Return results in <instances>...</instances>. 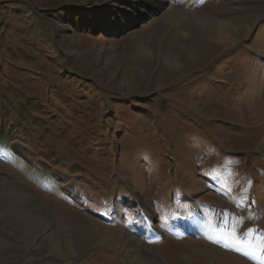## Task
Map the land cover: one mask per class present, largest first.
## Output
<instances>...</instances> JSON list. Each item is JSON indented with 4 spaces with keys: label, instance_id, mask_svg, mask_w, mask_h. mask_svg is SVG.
<instances>
[{
    "label": "rangeland",
    "instance_id": "1",
    "mask_svg": "<svg viewBox=\"0 0 264 264\" xmlns=\"http://www.w3.org/2000/svg\"><path fill=\"white\" fill-rule=\"evenodd\" d=\"M0 130V264H264V0H0Z\"/></svg>",
    "mask_w": 264,
    "mask_h": 264
},
{
    "label": "bare ground",
    "instance_id": "2",
    "mask_svg": "<svg viewBox=\"0 0 264 264\" xmlns=\"http://www.w3.org/2000/svg\"><path fill=\"white\" fill-rule=\"evenodd\" d=\"M156 1H158V0H156ZM159 2H161V1H159ZM178 17L179 16H178L177 13L174 14L173 12H171L166 17V21L171 23L172 20H174L175 18H178ZM198 17H200V16H198ZM201 18H204V17H201ZM214 39L218 40L220 42H223L224 40L227 39V34L224 31H222V30L215 29L214 30ZM195 243L193 244L195 246L192 247V251H193V254L195 256V259L196 260L200 259L201 262H207L211 258H213V259L216 258L217 262H219V264H251V263L245 261L244 259H242L239 256H236L234 254H230L229 252L224 250V248L221 249V248H217L215 246L211 247L210 245L204 244L203 242H199L197 244H195ZM212 244H216V242H212ZM193 254H191V256Z\"/></svg>",
    "mask_w": 264,
    "mask_h": 264
},
{
    "label": "snow or ice",
    "instance_id": "3",
    "mask_svg": "<svg viewBox=\"0 0 264 264\" xmlns=\"http://www.w3.org/2000/svg\"><path fill=\"white\" fill-rule=\"evenodd\" d=\"M213 242H219V241H213ZM225 247H228L227 244H225ZM237 251H239V249H235ZM250 250H251V253H260V252H264V242H260L258 244H256L254 247H251L250 246ZM243 255L245 256H249L250 255V252L249 251H244L243 252Z\"/></svg>",
    "mask_w": 264,
    "mask_h": 264
},
{
    "label": "trees",
    "instance_id": "4",
    "mask_svg": "<svg viewBox=\"0 0 264 264\" xmlns=\"http://www.w3.org/2000/svg\"><path fill=\"white\" fill-rule=\"evenodd\" d=\"M4 133H3V131H1L0 130V143H2L3 145L2 146H4L3 147V149L2 150H4V151H6V152H12V151H10V146H9V143L11 142L10 141V138L12 137V135H8L7 137L5 136V135H3ZM9 146V147H8Z\"/></svg>",
    "mask_w": 264,
    "mask_h": 264
}]
</instances>
